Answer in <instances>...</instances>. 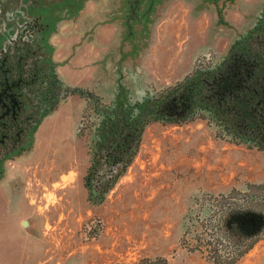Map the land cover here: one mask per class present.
Here are the masks:
<instances>
[{
    "label": "rangeland",
    "instance_id": "obj_1",
    "mask_svg": "<svg viewBox=\"0 0 264 264\" xmlns=\"http://www.w3.org/2000/svg\"><path fill=\"white\" fill-rule=\"evenodd\" d=\"M263 16L264 0H21L17 13L0 5V28L13 33L0 31L3 40L39 19L40 33L27 36L50 79L44 115L0 164V264H264V229L236 251L239 226L229 223L238 210L264 215V152L207 121L148 126L104 201L102 190L89 200L84 181L86 92L140 103L222 62Z\"/></svg>",
    "mask_w": 264,
    "mask_h": 264
},
{
    "label": "trees",
    "instance_id": "obj_2",
    "mask_svg": "<svg viewBox=\"0 0 264 264\" xmlns=\"http://www.w3.org/2000/svg\"><path fill=\"white\" fill-rule=\"evenodd\" d=\"M42 87L37 98V117L44 115ZM84 97L86 110L91 114V165L84 178L89 200L102 190L104 201L127 175L137 158L144 133L152 124L181 126L207 121L229 136L234 144L264 152V16L255 31L235 44L222 62L202 64L179 83L140 103L120 99L105 103L92 91ZM238 102L245 104L251 118L243 115ZM55 107L56 103L52 109ZM236 212L241 214L246 210ZM235 214L232 213L229 223L234 222ZM248 237L239 231L241 240L236 251L245 249L250 241ZM247 247L250 250L252 245ZM124 264L169 262L165 258H148Z\"/></svg>",
    "mask_w": 264,
    "mask_h": 264
},
{
    "label": "flooded vegetation",
    "instance_id": "obj_3",
    "mask_svg": "<svg viewBox=\"0 0 264 264\" xmlns=\"http://www.w3.org/2000/svg\"><path fill=\"white\" fill-rule=\"evenodd\" d=\"M20 2L21 0H0V5L1 8L9 10L12 7L17 13ZM19 19L21 18H17V23ZM15 20L11 22L14 24ZM38 20L24 21V27L18 28L16 39L0 38V164L26 143L37 121L39 87L50 81L48 70L43 63L45 58L42 47L34 45L27 36L34 31L40 33V28L33 25ZM7 24L8 22L5 23ZM36 28L39 29L35 30ZM0 31L2 35H13L11 27L5 26L0 28ZM238 105L243 115L251 118L245 104L238 102ZM253 124L252 121V127L255 126ZM233 217L234 224L239 226L238 230L248 236H254L264 229L262 214L246 211Z\"/></svg>",
    "mask_w": 264,
    "mask_h": 264
},
{
    "label": "water",
    "instance_id": "obj_4",
    "mask_svg": "<svg viewBox=\"0 0 264 264\" xmlns=\"http://www.w3.org/2000/svg\"><path fill=\"white\" fill-rule=\"evenodd\" d=\"M254 125V124H253ZM254 219H252V221H253Z\"/></svg>",
    "mask_w": 264,
    "mask_h": 264
}]
</instances>
